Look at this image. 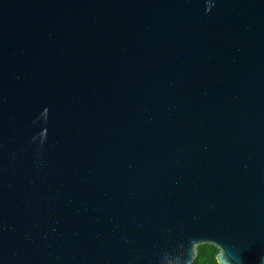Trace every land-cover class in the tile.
Here are the masks:
<instances>
[{
  "label": "water",
  "instance_id": "obj_1",
  "mask_svg": "<svg viewBox=\"0 0 264 264\" xmlns=\"http://www.w3.org/2000/svg\"><path fill=\"white\" fill-rule=\"evenodd\" d=\"M264 264V0H0V264Z\"/></svg>",
  "mask_w": 264,
  "mask_h": 264
},
{
  "label": "clouds",
  "instance_id": "obj_2",
  "mask_svg": "<svg viewBox=\"0 0 264 264\" xmlns=\"http://www.w3.org/2000/svg\"><path fill=\"white\" fill-rule=\"evenodd\" d=\"M219 253V248H215L214 246L211 248L205 247L199 258L196 260V264H220V261L216 259V256Z\"/></svg>",
  "mask_w": 264,
  "mask_h": 264
},
{
  "label": "trees",
  "instance_id": "obj_3",
  "mask_svg": "<svg viewBox=\"0 0 264 264\" xmlns=\"http://www.w3.org/2000/svg\"><path fill=\"white\" fill-rule=\"evenodd\" d=\"M212 246L213 245H210V244H202V245H199L197 247V249H196L197 250V258H196V260L199 258L201 252L204 250L205 247L211 248ZM196 260H195V262L193 264H196Z\"/></svg>",
  "mask_w": 264,
  "mask_h": 264
}]
</instances>
